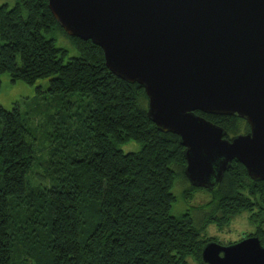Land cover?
<instances>
[{
    "label": "trees",
    "instance_id": "trees-1",
    "mask_svg": "<svg viewBox=\"0 0 264 264\" xmlns=\"http://www.w3.org/2000/svg\"><path fill=\"white\" fill-rule=\"evenodd\" d=\"M56 35L66 37L77 53L68 56L55 44ZM3 72L29 84L49 77L38 93L79 95L80 112L67 116L57 109L37 124L61 122L63 138L85 140L88 149L69 157L67 146L49 145L37 157L18 102L0 107V264H189L187 255L205 264L201 251L214 239L200 235L189 211H170L176 175L188 181L184 147L176 134L150 120L142 85L114 75L91 40L69 36L48 0L0 5ZM196 113L222 126L227 136L249 130L235 114ZM76 115L71 123L61 121ZM129 141L140 148L124 152L120 145ZM189 186L188 195L201 188ZM209 190L213 198L205 222H227L254 204L259 211L253 218L264 220V180L251 179L237 159ZM249 236L264 244L260 227Z\"/></svg>",
    "mask_w": 264,
    "mask_h": 264
},
{
    "label": "water",
    "instance_id": "water-1",
    "mask_svg": "<svg viewBox=\"0 0 264 264\" xmlns=\"http://www.w3.org/2000/svg\"><path fill=\"white\" fill-rule=\"evenodd\" d=\"M63 30L101 47L107 68L142 85L147 115L179 137L184 174L215 188L233 159L264 180V0H48ZM237 115L233 136L196 113ZM205 264H264V244L248 236L207 242Z\"/></svg>",
    "mask_w": 264,
    "mask_h": 264
},
{
    "label": "rangeland",
    "instance_id": "rangeland-1",
    "mask_svg": "<svg viewBox=\"0 0 264 264\" xmlns=\"http://www.w3.org/2000/svg\"><path fill=\"white\" fill-rule=\"evenodd\" d=\"M12 6L15 0H0L1 4ZM55 44L67 49L68 56L75 55L76 49L70 41L63 35H56ZM49 84V77L39 78L34 83L29 84L22 80L11 81L7 72L0 74V107L11 109L18 102L19 110L24 119L28 123V128L32 131L35 137L34 144L37 149L35 155L40 157L42 149L49 145L67 146L69 157L83 156V151L87 150L85 140H66L61 128L64 125L59 122L57 125L37 124L39 120H44L46 113H52L59 109L61 115L67 113V116L72 113L81 111V103L79 95H48L47 92L38 93L36 88L40 87L45 90ZM87 100V97L81 96ZM77 120V115L73 118L65 117L61 121L70 122ZM60 127V129H59ZM1 130V125H0ZM124 152L137 151L140 145L137 142L129 141L120 145ZM33 168L41 173L43 170ZM36 179H39L36 176ZM189 182L181 175H176L171 191L174 195V200L171 206V214L179 215L184 211H189L194 225L199 228L200 235L205 238H213L214 241L220 244H230L239 241L250 234L256 233L258 227L264 230V220L259 221L253 218V214L259 211V206L254 204L251 209H243L230 216V219L225 221L212 220L205 222V216L210 211V201L213 198L212 192L206 188H196L190 191V194H185V190L189 188ZM216 216H220V212H216ZM260 222V223H259ZM189 264H199L192 255L185 257Z\"/></svg>",
    "mask_w": 264,
    "mask_h": 264
}]
</instances>
